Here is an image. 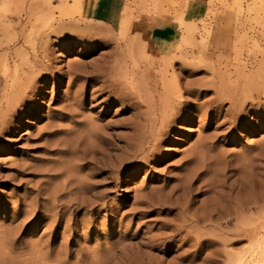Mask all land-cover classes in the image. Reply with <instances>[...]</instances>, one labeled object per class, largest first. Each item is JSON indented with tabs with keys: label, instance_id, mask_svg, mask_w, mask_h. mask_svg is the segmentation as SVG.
Returning a JSON list of instances; mask_svg holds the SVG:
<instances>
[{
	"label": "rangeland",
	"instance_id": "obj_1",
	"mask_svg": "<svg viewBox=\"0 0 264 264\" xmlns=\"http://www.w3.org/2000/svg\"><path fill=\"white\" fill-rule=\"evenodd\" d=\"M83 2L0 0V264H130L133 245L137 264H186L192 242L164 227L180 217L168 192L200 152L209 172L176 205L219 197L227 235L195 264H264V0H127L117 27ZM155 17L178 24L176 41L134 29ZM111 65L132 107L100 96Z\"/></svg>",
	"mask_w": 264,
	"mask_h": 264
},
{
	"label": "bare ground",
	"instance_id": "obj_2",
	"mask_svg": "<svg viewBox=\"0 0 264 264\" xmlns=\"http://www.w3.org/2000/svg\"><path fill=\"white\" fill-rule=\"evenodd\" d=\"M5 8V5H2L1 6V10L3 11ZM126 23H127V20H126ZM188 25V24H187ZM190 26V25H189ZM191 28V27H190ZM133 38V37H132ZM183 41L184 42H189L193 39V31L191 29H185V32L183 34ZM130 39V38H129ZM136 39V38H135ZM129 41V40H128ZM131 42V41H130ZM129 44V43H128ZM135 44H138L136 43L135 41ZM134 44V45H135ZM132 45V44H130ZM136 46V45H135ZM139 48V46H136ZM143 47V45H142ZM141 47V48H142ZM132 48V47H131ZM137 48V49H138ZM130 49V48H129ZM135 49V48H134ZM140 49V48H139ZM134 51H137V50H134ZM202 58V57H201ZM200 59V57H199ZM201 60V59H200ZM202 61V60H201ZM203 62V61H202ZM201 62V63H202ZM114 66L116 67V64H114ZM121 66V65H120ZM111 65L110 68H107L106 71H104L103 73H101L100 76L104 77L105 78V81H103V85H102V90L99 91V94L100 96H104L105 94H107V97L106 99L109 101V100H116L117 102H119V104L124 107V108H128V107H132L133 106V102L132 100L135 98L132 97V94L129 93V92H126L127 90V87L126 85L128 84L127 82V79H126V74H125V70L124 72L120 69L122 68H119L118 72L119 74H116L115 73V68ZM114 73L116 75V77H111L110 74ZM113 75V74H112ZM111 78V79H110ZM115 78V79H114ZM27 84V83H26ZM29 85V84H28ZM27 85V87H28ZM131 85V83H130ZM129 88V87H128ZM132 90V88H131ZM129 91V90H128ZM136 91V90H135ZM96 93V92H95ZM140 94V93H139ZM15 95V94H14ZM20 95V94H19ZM5 96V95H4ZM16 96V95H15ZM6 98V97H5ZM14 98V97H13ZM19 98V96H18ZM141 98V97H140ZM135 100V99H134ZM15 101V100H14ZM104 101V100H103ZM17 102V101H16ZM21 102V101H19ZM137 103V102H136ZM8 104V103H6ZM11 104V103H9ZM15 105V104H14ZM13 105V106H14ZM136 105V104H135ZM184 106H187L186 104H183ZM10 107H6L7 112H10L12 113L13 111V107L11 105H9ZM75 106V105H74ZM66 107V106H65ZM70 107V108H69ZM68 107V111L67 114L69 113V115H71V118L72 116H78L79 115V112L74 109L71 106ZM135 107V106H134ZM138 107V105H137ZM16 108V107H15ZM78 108V107H77ZM133 109V108H132ZM136 110H138L137 108H135ZM17 110V109H16ZM173 110V109H172ZM66 111V110H65ZM135 111V110H133ZM164 111V110H163ZM63 112V110H62ZM136 112V111H135ZM14 113V112H13ZM138 113V112H137ZM136 113V115H137ZM5 114V113H4ZM68 115V116H69ZM169 115V114H168ZM167 115V116H168ZM67 116V117H68ZM165 116V115H164ZM171 116V114H170ZM5 117H8V116H5ZM169 117V116H168ZM173 118V116H171ZM167 118V117H165ZM170 118V117H169ZM167 118V120L169 119ZM4 119V117H3ZM79 119V118H78ZM11 120V119H10ZM166 120V119H165ZM3 121V120H2ZM160 121V120H159ZM162 121V119H161ZM160 121V122H161ZM174 121V118L173 120ZM157 122V121H156ZM159 122V123H160ZM165 122V121H164ZM167 122V121H166ZM163 123V122H162ZM7 124V123H6ZM92 124V123H91ZM169 124L171 123H167L166 126H169ZM0 125H3L1 124L0 122ZM88 125V124H86ZM161 125V123H160ZM165 125V124H164ZM90 126V125H89ZM164 127V128H167V127ZM4 127V125H3ZM83 127V126H82ZM81 127V128H82ZM91 128H87L85 125H84V129L83 128V133H88L86 138L89 137L88 135H93V127L90 126ZM158 127V126H157ZM162 127V125H161ZM160 128H157V129H161ZM6 128V127H5ZM163 128V127H162ZM1 129V128H0ZM74 129V128H73ZM170 129V128H169ZM164 130V129H162ZM166 130V129H165ZM164 130V131H165ZM1 131V130H0ZM5 131V130H4ZM161 131V130H159ZM162 132V131H161ZM71 133V132H70ZM80 133V131H79ZM96 132H94L95 134ZM159 133V132H158ZM163 133V132H162ZM161 134V133H160ZM79 136V135H78ZM81 136V135H80ZM160 136V135H159ZM162 136V134H161ZM155 137V136H154ZM79 138V137H78ZM149 138V137H148ZM84 139V137H83ZM158 139V138H157ZM72 140V139H71ZM83 141V140H82ZM157 141H160L157 140ZM154 143V142H153ZM80 144V142L78 143ZM81 145V144H80ZM208 145V144H207ZM84 146V145H82ZM85 147V146H84ZM78 148V147H77ZM199 148V147H198ZM201 149V148H200ZM198 150V149H197ZM80 151V149H79ZM78 151V152H79ZM134 154V153H133ZM57 156V155H56ZM156 155H153L152 157L154 158ZM80 159V158H79ZM217 161V160H216ZM186 163L188 164V166H193L191 167L186 173H185V177L184 178H180L178 179V185L174 188H170L169 189V192H168V195H173L176 193L177 197L175 198V200H173L174 202L176 201H180V199L182 198H186L187 196H190L191 198V195L194 194L193 190L195 189H190L189 188V184L190 183H196V182H199L201 179H200V176H202L203 174L205 173H208L209 172V166H210V162L208 163L205 158L203 157L202 153H197V154H192V157H190ZM216 163V162H215ZM63 165V164H62ZM75 169V168H74ZM69 173V172H68ZM70 174V173H69ZM63 177V176H62ZM81 184V183H80ZM66 187V186H65ZM70 187V186H69ZM76 187V186H75ZM197 189V188H196ZM199 189V188H198ZM198 189L196 190V192L198 191ZM76 190V189H75ZM74 190V191H75ZM77 191V190H76ZM78 192V191H77ZM165 195V194H164ZM62 197V196H61ZM193 197V196H192ZM77 200V199H75ZM186 202L183 204V205H176V202L175 204H168L170 205V209L171 210V207L172 205L173 206H176V209L180 212V217H177L175 218L177 220V223H174V224H165L164 227H166L165 229L166 230H169V235H168V239H171L174 237H179L180 238V241H182L184 244H187L188 242H192V244L189 246V250L190 252L188 254H186L185 256V260H186V264H195V261H196V258H197V255L202 253L204 250H207L213 246H217V245H221L224 241L222 240V237L224 235H227V233H225L222 229H221V225L219 223V220H220V213L222 212L223 208H222V204H221V201H220V198L219 197H215L214 199L211 200V202H209L210 204L208 205H205L202 207L201 211H200V208H199V211H193L191 213V211L189 210V206H191V203L192 201H187V199H184ZM77 202V201H76ZM75 202V203H76ZM79 202V201H78ZM68 203V202H67ZM82 203L83 201H81V203L79 202V204H81L82 206ZM85 203V202H84ZM170 203V202H169ZM178 203V202H177ZM78 204V203H77ZM89 204V203H88ZM87 204V205H88ZM165 204V203H164ZM182 204V203H181ZM68 205V204H67ZM85 205V204H84ZM79 206V205H78ZM168 207V206H167ZM77 208V207H76ZM175 208V207H174ZM198 210V209H197ZM218 220V221H217ZM237 221V220H236ZM249 222H247L246 224L244 223L242 226H249L251 224V221L248 220ZM240 225V224H239ZM254 227V226H253ZM238 230V229H237ZM236 232H232L233 234H231L232 236L234 237H241V236H244L245 234V231L243 228H241L240 230H238ZM168 234V233H167ZM252 235H254V233H251L249 232L247 234V237H251ZM226 238V237H225ZM163 240V239H161ZM155 241L156 239L152 238V239H149L147 241V245L145 246L146 248H150V249H153V248H156V247H159L161 245H163L162 243H156L155 244ZM228 241V240H227ZM162 242V241H161ZM223 245V244H222ZM140 248H141V245H139ZM139 246H134L133 245V248H130L129 250V254H134V256L131 255L128 256L129 258V263L130 264H137L139 262H141V259L142 256H145V252L144 253H139L138 251V247ZM125 248V247H124ZM164 250L165 251H168L167 247H164ZM121 251V250H120ZM164 251V252H165ZM122 252V251H121ZM221 251L215 249L211 254L212 256L215 254V255H218ZM121 254V253H120ZM139 254L141 255V257L139 256ZM221 255V254H219ZM224 255V254H223ZM125 256V255H123ZM209 258V257H208ZM213 264H219V262L215 259H210ZM13 261V260H12ZM125 261V260H124ZM24 262V261H23ZM42 262V261H41ZM15 263V262H14ZM18 263V262H17ZM45 263V262H44ZM203 264V263H202Z\"/></svg>",
	"mask_w": 264,
	"mask_h": 264
},
{
	"label": "crops",
	"instance_id": "obj_3",
	"mask_svg": "<svg viewBox=\"0 0 264 264\" xmlns=\"http://www.w3.org/2000/svg\"><path fill=\"white\" fill-rule=\"evenodd\" d=\"M127 0H84L83 12L87 20L92 22H100L110 27H117L121 18L125 3ZM81 4V0H80ZM196 2H190L184 11V19L187 17L194 18L195 10L197 9ZM144 26L135 30L140 34H148L150 40L161 43H172L178 39L179 27L178 24L163 18L155 17L146 19Z\"/></svg>",
	"mask_w": 264,
	"mask_h": 264
}]
</instances>
